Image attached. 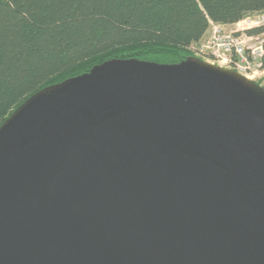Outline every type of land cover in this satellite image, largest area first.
Returning a JSON list of instances; mask_svg holds the SVG:
<instances>
[{"label":"water","instance_id":"95a60500","mask_svg":"<svg viewBox=\"0 0 264 264\" xmlns=\"http://www.w3.org/2000/svg\"><path fill=\"white\" fill-rule=\"evenodd\" d=\"M0 264H264V86L112 58L0 124Z\"/></svg>","mask_w":264,"mask_h":264},{"label":"trees","instance_id":"16d2710c","mask_svg":"<svg viewBox=\"0 0 264 264\" xmlns=\"http://www.w3.org/2000/svg\"><path fill=\"white\" fill-rule=\"evenodd\" d=\"M260 10L264 0H0V124L46 85L112 58L180 62L210 22Z\"/></svg>","mask_w":264,"mask_h":264},{"label":"built area","instance_id":"2783aa9c","mask_svg":"<svg viewBox=\"0 0 264 264\" xmlns=\"http://www.w3.org/2000/svg\"><path fill=\"white\" fill-rule=\"evenodd\" d=\"M253 28L260 32L249 34ZM208 29V36L190 46L194 56L264 84V10L246 14L229 28L210 22Z\"/></svg>","mask_w":264,"mask_h":264},{"label":"crops","instance_id":"0c3cea01","mask_svg":"<svg viewBox=\"0 0 264 264\" xmlns=\"http://www.w3.org/2000/svg\"><path fill=\"white\" fill-rule=\"evenodd\" d=\"M224 27L225 28H229L230 27V24H225ZM209 32H210V30L207 29L206 32L203 34L202 38H205L206 36H208L209 35Z\"/></svg>","mask_w":264,"mask_h":264},{"label":"rangeland","instance_id":"374dc122","mask_svg":"<svg viewBox=\"0 0 264 264\" xmlns=\"http://www.w3.org/2000/svg\"><path fill=\"white\" fill-rule=\"evenodd\" d=\"M260 85L264 86V84H263V83H260Z\"/></svg>","mask_w":264,"mask_h":264}]
</instances>
